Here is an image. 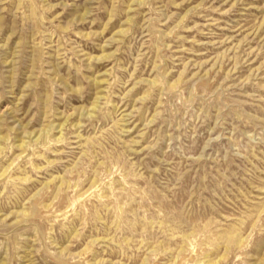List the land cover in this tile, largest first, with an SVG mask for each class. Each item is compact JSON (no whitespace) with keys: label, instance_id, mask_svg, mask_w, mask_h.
Instances as JSON below:
<instances>
[{"label":"rangeland","instance_id":"374dc122","mask_svg":"<svg viewBox=\"0 0 264 264\" xmlns=\"http://www.w3.org/2000/svg\"><path fill=\"white\" fill-rule=\"evenodd\" d=\"M0 136V264H264V0H0Z\"/></svg>","mask_w":264,"mask_h":264},{"label":"bare ground","instance_id":"6f19581e","mask_svg":"<svg viewBox=\"0 0 264 264\" xmlns=\"http://www.w3.org/2000/svg\"><path fill=\"white\" fill-rule=\"evenodd\" d=\"M135 1H132V3H130V7H129V11H132L133 9H132V6H133V3H134ZM89 11L87 10V11H85L82 15H80V20H84L88 15H89ZM127 20H131V18L130 17H128V19ZM125 21V20H124ZM124 31V29H118L117 31H116V33L112 36V37H110V39L108 40L109 42H114L116 39H115V35H117V34H121L122 32ZM91 35V33H86V36H90ZM108 39V38H107ZM110 44V43H109ZM107 46H109V45H104V47H107ZM105 50H103V52H102V54H100V55H96V56H93L94 57V60L95 61H102V60H106L108 57H109V53H106V52H104ZM101 81H104V80H101ZM23 97V96H22ZM100 98H101V96L99 95H97L96 97H95V99H94V102H93V104H92V106H90L88 109H86V110H84V113H81V115L80 116H82V115H84V116H88V117H92L93 116V113L94 112H96V109H97V107H98V102H99V100H100ZM83 109V108H82ZM71 114V113H70ZM68 119V118H67ZM65 122V121H64ZM58 123V122H57ZM65 124L64 123H59L58 124V127H60V130H59V133H62L61 131L63 130V126H64ZM53 126L51 125V126H49L47 129L46 128H43V129H41V130H39V131H37L36 132V130H34L35 132L34 133H28V132H24L25 133V135H24V137H28V138H36V140L35 141H39V140H45L46 139V142H49L48 141V139L50 138V134H51V132L53 131ZM23 133V134H24ZM61 137H62V134L61 135H59L58 137H56L55 138V140H60L61 139ZM4 137H1L0 136V141H1V139H3ZM20 141V140H19ZM24 144H26V140H23V138H21V144H19V146L20 147H23V145ZM2 151V147H1V145H0V152Z\"/></svg>","mask_w":264,"mask_h":264}]
</instances>
